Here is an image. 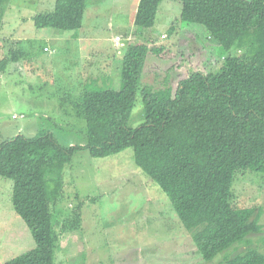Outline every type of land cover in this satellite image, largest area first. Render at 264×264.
<instances>
[{"label": "trees", "instance_id": "1", "mask_svg": "<svg viewBox=\"0 0 264 264\" xmlns=\"http://www.w3.org/2000/svg\"><path fill=\"white\" fill-rule=\"evenodd\" d=\"M7 1L0 0V27ZM162 1L137 2L131 33L144 40L122 52L119 89L83 87L74 98L76 89L62 94L60 100L70 105L67 115L85 122L83 144L62 145L49 130L0 141V176L12 181L13 209L35 242L3 264H54L59 235L52 208L63 195L64 167L82 149L105 157L132 148L135 164L166 194L206 261L261 231L259 210L235 206L231 190L236 172L264 173V0H179L172 30L179 22L181 31L202 25L222 56L217 67L191 71L174 90L169 80L157 86L141 82L149 54H174L151 35ZM85 8L86 0H54L51 10L32 21L39 28L75 30ZM18 56L19 51L9 59ZM9 59L0 61V71ZM137 92L144 121L129 127ZM66 224L75 223H63V232ZM224 263L264 264V254L248 246Z\"/></svg>", "mask_w": 264, "mask_h": 264}, {"label": "rangeland", "instance_id": "2", "mask_svg": "<svg viewBox=\"0 0 264 264\" xmlns=\"http://www.w3.org/2000/svg\"><path fill=\"white\" fill-rule=\"evenodd\" d=\"M137 2L86 0L82 26L58 30L35 27L32 21L36 13L51 10L54 0L7 1L0 27V61L17 51L21 56L9 59L0 71V141L17 134L31 137L39 130L51 131L62 145L86 141L84 120L68 116L70 105L60 98L72 88L77 90L73 98L83 87L120 88L121 55L117 51L122 53L128 43L144 40L131 33ZM181 7L179 0L159 4L151 35L174 54L165 59L149 54L142 84L157 86L169 80L174 90L178 80L191 71L207 72L220 64L222 55L202 25L190 24L181 31L179 22L178 29L172 30ZM116 36L119 46H114ZM78 38L91 58L76 52ZM99 71L107 75L99 76L101 83L95 84L88 73ZM143 121L142 98L137 92L127 125L136 127ZM62 180V198L52 208L59 235L54 264H225L226 257L248 246L264 254L261 171L236 172L231 190L235 206L259 210L261 231L250 234L249 243H236L210 261L198 253L191 232L180 223L166 194L135 164L132 148L105 157L79 150L64 167ZM11 195L12 181L0 176V264L35 246L13 209ZM71 221L74 226L66 224L63 232L61 225Z\"/></svg>", "mask_w": 264, "mask_h": 264}, {"label": "crops", "instance_id": "3", "mask_svg": "<svg viewBox=\"0 0 264 264\" xmlns=\"http://www.w3.org/2000/svg\"><path fill=\"white\" fill-rule=\"evenodd\" d=\"M84 41L82 40V39H79L78 38V41H76V43H77V51L76 52H78L79 54H80V56L82 55V56H84L85 58H86V56L87 57H89V58H91V56H89V52H85V48H84V43H83ZM115 46V45H114ZM91 54V53H90ZM116 54H122L119 50L117 51V53ZM91 60V59H90ZM90 63H92V61L90 62ZM103 73V72H102ZM101 73V71H99V72H97V73H93V72H89L88 73V76H89V78H91V79H93V81H97L98 82V84H100L101 83V81H99V76H102L103 78H106V75H107V73H103L102 74ZM107 80L108 79H106V80H103V81H105L106 83H107ZM61 101V100H60Z\"/></svg>", "mask_w": 264, "mask_h": 264}, {"label": "built area", "instance_id": "4", "mask_svg": "<svg viewBox=\"0 0 264 264\" xmlns=\"http://www.w3.org/2000/svg\"><path fill=\"white\" fill-rule=\"evenodd\" d=\"M119 41H120V37L119 36H116L115 37V46L121 45V42H119ZM13 117H15V115H13Z\"/></svg>", "mask_w": 264, "mask_h": 264}]
</instances>
